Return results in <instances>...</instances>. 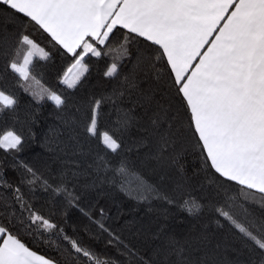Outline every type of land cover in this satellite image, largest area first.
Here are the masks:
<instances>
[{"label": "snow or ice", "instance_id": "1", "mask_svg": "<svg viewBox=\"0 0 264 264\" xmlns=\"http://www.w3.org/2000/svg\"><path fill=\"white\" fill-rule=\"evenodd\" d=\"M17 21L47 34L53 46L63 50L62 56L73 59L62 80L68 88H75L89 71L86 57L99 58L105 54L103 46L122 41L121 55H134L138 70L133 79L125 80L136 94L135 103L143 109L139 117L131 110L126 113L122 127L142 132L139 143L148 146L149 154L172 163H176L172 157L175 145L190 138L201 150L205 166L219 177L264 194V0H0V22ZM0 42L5 45L0 51L9 58L6 70L21 81L34 80V58L47 59L49 53L26 32L14 33L12 43L7 37H0ZM130 46L136 47L135 53ZM117 73L118 64L113 62L104 76ZM33 96L45 98L37 93ZM47 99L57 108L65 104L54 91H47ZM16 105L14 95L0 89V113L14 111ZM100 106L101 100H96L86 132L117 153L122 143L107 131L98 133ZM23 141L9 130L0 136V149L20 151ZM24 168L21 185L42 182L46 191L65 193L69 204L78 199L62 181L49 183L33 168ZM0 184L11 190L12 206L19 205L20 211L17 216L7 204L2 206L0 264H55L22 241L17 223L34 232L63 230L25 199L20 186L3 179ZM185 205L189 212L201 207L194 201H185ZM215 211L251 242L253 251L264 255V218L258 224L256 220L245 224L225 207ZM99 228L108 232L109 244L132 254L119 235L103 223ZM63 239L89 264H104L78 240L67 235ZM190 249V241L182 244L175 237L168 238L166 264H191Z\"/></svg>", "mask_w": 264, "mask_h": 264}, {"label": "trees", "instance_id": "2", "mask_svg": "<svg viewBox=\"0 0 264 264\" xmlns=\"http://www.w3.org/2000/svg\"><path fill=\"white\" fill-rule=\"evenodd\" d=\"M17 31L31 34L49 56L34 58L31 76L35 79L25 82L6 70L9 58L0 51V89L17 100L14 111L0 113V136L12 130L24 138L20 151L0 149V179L20 186L25 199L63 230L34 232L17 223L18 234L28 247L55 264H89L87 258L70 250L63 239L67 235L104 264H166L165 241L175 237L182 244L190 241L191 264H261L264 255L253 251L251 242L215 208L225 207L242 223L256 220L258 224L264 218V194L219 177L205 166L201 150L190 138L175 145L172 157L176 163H172L171 159L160 161L149 154L148 146L139 143L142 132L122 127L130 110L137 117L143 112L125 80L136 75V59L121 55L122 41L103 46L105 54L99 58L86 57L89 71L75 88H68L62 80L73 59L62 56L63 50L31 25L25 28L20 21L0 22V37H7L9 43ZM4 47L0 42V48ZM130 49L135 53V46ZM113 62L118 64L117 75L105 77ZM47 91L61 95L65 104L57 108L47 99ZM33 93L45 98L38 100ZM96 100H101L98 133L107 131L122 143L117 153L107 149L98 136L86 132ZM24 165L49 183L62 181L78 199L69 204L65 193L46 191L42 182L29 185L25 181L21 185ZM165 195L168 200L163 199ZM185 201L201 207L189 212ZM5 204L20 215L19 205L12 206L11 190L0 184V214ZM100 223L119 235L132 254L109 244L108 232L99 228Z\"/></svg>", "mask_w": 264, "mask_h": 264}]
</instances>
